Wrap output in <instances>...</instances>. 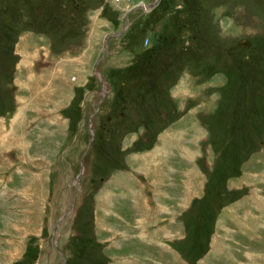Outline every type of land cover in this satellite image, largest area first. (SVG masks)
Here are the masks:
<instances>
[{"label": "rangeland", "instance_id": "rangeland-1", "mask_svg": "<svg viewBox=\"0 0 264 264\" xmlns=\"http://www.w3.org/2000/svg\"><path fill=\"white\" fill-rule=\"evenodd\" d=\"M152 1L0 0V264H184L177 246L182 263L136 244L178 243L144 230L118 194L94 205L109 179L142 178L132 161L156 138L175 142L167 172L195 155L208 182L200 224L174 237L213 264L264 248L236 227L264 220V0Z\"/></svg>", "mask_w": 264, "mask_h": 264}, {"label": "crops", "instance_id": "crops-1", "mask_svg": "<svg viewBox=\"0 0 264 264\" xmlns=\"http://www.w3.org/2000/svg\"><path fill=\"white\" fill-rule=\"evenodd\" d=\"M141 3V2H140ZM138 5V4H136ZM49 79H52L49 77ZM48 79V81H49ZM54 81V79H53ZM52 81V82H53ZM180 119V117H179ZM166 135V131H165ZM164 134H161L160 136H165ZM157 133V137H160ZM162 139L157 140L153 142V145L143 151H146L143 155V157L139 160L137 158L139 156H135L134 160L132 161V165L135 166V163H137V167L135 168L139 169L142 168L143 176L141 179H134V175L139 172L138 170H132L130 173L133 175L128 176L127 178L121 177V180H119L116 177H113L112 179H109L110 183L109 185L106 183L105 189L98 190L97 191V198L94 203L95 207L97 205L102 206V202L106 201L107 203L112 204V198H107L106 192H112L113 194H118L117 200L122 201L120 204H118V207L122 210L126 208H132L133 210L129 211V214L137 215L138 222L142 225V228L144 230L149 231H156V230H163L168 232L167 236L163 237H169L172 233V238L176 240L178 244L174 245L173 247L167 243L164 242L163 244L160 242H157V239L150 240L149 238L147 240L143 239V237L136 242V244H141V247L152 249V255L154 258H156L157 250L155 246H160L164 248V253L173 254L174 259L180 261L182 263L181 257V249L184 250L186 259L182 257L187 264H199L202 262L203 259H207L209 255L210 262L206 260L205 264H213L212 261L214 260V257L212 256V253H209L207 250L208 247H203L206 249L203 256H198L194 252V245H192L191 241L185 243V239L181 238V235L174 237L173 232H183L184 238H186L185 233L191 231H194L195 227L200 224V221L198 219L199 213L197 212L196 202L197 200L205 199L206 198V188L208 186V182L204 183L199 179V176H197V172L194 169V166L197 165V158L190 155V158L188 161H186L187 164H182L181 160L178 162V164H181V170L180 175L173 177V173L167 172V168H173L175 167V163L173 160H167L166 159V152L169 154L171 150L175 149V142L169 143L167 142L165 144L159 143ZM180 141V139H179ZM181 143H179V146ZM180 148V147H179ZM181 149V148H180ZM182 151V150H181ZM180 151L179 156H182V152ZM193 152L192 150H190ZM148 152V153H147ZM158 153L157 157L156 154ZM164 153V154H162ZM261 163H264V160H260L257 166L260 167ZM177 164V163H176ZM190 169V170H188ZM256 172L260 174V180L256 178L255 175V181L254 184H262L264 180V165L261 168H256ZM184 173H187V176L184 175ZM124 178V179H123ZM116 179H118V185H117V191L112 187L115 185ZM123 180V181H122ZM205 184L202 187V193L199 194V186ZM102 187H100L101 189ZM111 189V191H110ZM124 192V193H123ZM123 194L125 196L123 197ZM221 199V198H220ZM258 198L256 197L255 200ZM141 204V205H140ZM103 207V206H102ZM104 208V207H103ZM223 208L220 204V211ZM105 209V208H104ZM140 209H144L139 211ZM212 209V208H211ZM263 208H261L262 210ZM117 212V210L115 211ZM145 212H152L153 217H149V215H144ZM169 212V215L167 213ZM264 212V211H262ZM99 213V212H96ZM220 213V212H219ZM222 213V212H221ZM108 214V213H106ZM211 214V213H210ZM111 215V214H109ZM165 215L167 217H165ZM213 217V213L210 215ZM215 217V216H214ZM217 218V217H216ZM250 222V221H249ZM247 225H241L238 224L236 227H245V232H251L253 235L244 236L246 241H256L260 242L264 240V220L262 219V213L259 218H254L253 223H249ZM197 224V225H196ZM213 227V226H212ZM210 236V233H209ZM210 238V237H209ZM161 240H164L162 238ZM211 238L209 239L210 243ZM160 241V240H158ZM208 241V240H207ZM175 242V241H174ZM196 242V241H195ZM211 245V244H210ZM175 246H177L178 251H176ZM212 246V245H211ZM197 249V248H196ZM215 249V246H212V250ZM245 250H237L241 253H237L236 249H233L232 252L229 254V260L227 261L229 264H264V248L261 246L257 247H250L245 246ZM156 250V251H155ZM178 253V256H175L176 253ZM204 251V250H203ZM224 255V259L227 260L228 253H225L224 251L221 252ZM242 255L246 257V259L242 258ZM147 257V259H142L143 263L147 262L146 260H150L151 257ZM189 261V262H188ZM151 260L147 263H150ZM177 262V261H176ZM184 262V261H183ZM184 262V264H186ZM225 263V264H228ZM215 264H219L218 262ZM220 264H224V262H221Z\"/></svg>", "mask_w": 264, "mask_h": 264}, {"label": "water", "instance_id": "water-1", "mask_svg": "<svg viewBox=\"0 0 264 264\" xmlns=\"http://www.w3.org/2000/svg\"><path fill=\"white\" fill-rule=\"evenodd\" d=\"M148 7H149V6H141V7H137V8H133V9H131V11L133 12V11H135V10H143V9H147ZM111 35H112V34H111ZM241 43H242V44H244V43L248 44L249 42H248L247 40H243V41H241ZM106 50H107V48H106ZM102 57H103V56L100 57L99 61L101 60ZM99 61H97V62H99ZM101 81H102V80H101ZM102 91H103V90H102ZM71 193H72V206H74L75 199H76V197H77L78 192H77L76 190H72Z\"/></svg>", "mask_w": 264, "mask_h": 264}, {"label": "bare ground", "instance_id": "bare-ground-1", "mask_svg": "<svg viewBox=\"0 0 264 264\" xmlns=\"http://www.w3.org/2000/svg\"><path fill=\"white\" fill-rule=\"evenodd\" d=\"M244 44H246V43H244ZM250 44V43H249Z\"/></svg>", "mask_w": 264, "mask_h": 264}, {"label": "trees", "instance_id": "trees-1", "mask_svg": "<svg viewBox=\"0 0 264 264\" xmlns=\"http://www.w3.org/2000/svg\"><path fill=\"white\" fill-rule=\"evenodd\" d=\"M162 121H163V119H162Z\"/></svg>", "mask_w": 264, "mask_h": 264}]
</instances>
